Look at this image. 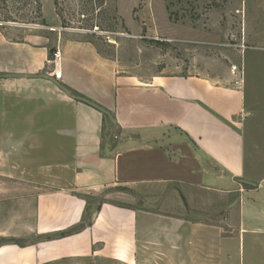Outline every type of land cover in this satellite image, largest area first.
<instances>
[{"label":"crops","instance_id":"crops-1","mask_svg":"<svg viewBox=\"0 0 264 264\" xmlns=\"http://www.w3.org/2000/svg\"><path fill=\"white\" fill-rule=\"evenodd\" d=\"M6 28L0 27V176L34 179L31 231L44 238L1 245L0 264H58L86 256L142 264L149 253H161V264H222L223 250L232 249L236 238H243L244 249L245 236L247 264H264V52L244 61L241 83L198 75L142 81L117 75V63L97 53L81 58L61 40L14 38ZM56 47L60 60L49 53ZM247 67L253 89L246 85ZM58 70L57 82L108 110L113 121L61 91L50 80ZM30 153L36 157L27 159ZM211 174L218 186L203 183ZM118 187L128 189V202L106 201L97 209L85 196ZM204 191L236 194L226 204L227 217L208 221L149 207L160 194ZM87 212L90 224L80 231L46 238L77 226Z\"/></svg>","mask_w":264,"mask_h":264},{"label":"rangeland","instance_id":"rangeland-1","mask_svg":"<svg viewBox=\"0 0 264 264\" xmlns=\"http://www.w3.org/2000/svg\"><path fill=\"white\" fill-rule=\"evenodd\" d=\"M262 4L261 0H8L0 3V27H7L14 38H22V33L41 34L44 42L61 40L68 48H75L81 58L88 59L97 53L117 63V75H134L142 81L155 75H198L232 85L242 82L244 61L250 63L253 56L264 52ZM5 18L9 20L4 21ZM49 53L53 59H61L57 47ZM252 71L247 67L246 85L253 89L254 81L249 84L253 80ZM56 74L58 77H54L60 80L61 70ZM254 120V117L248 119ZM13 153L16 161L18 154L16 150ZM35 155L30 153L26 158L32 159ZM40 156L44 158L43 153ZM202 179L204 184L219 185L212 174L203 175ZM33 181L27 178L18 182L0 176V246H27L44 238L31 231L38 192ZM178 194L167 197L160 194L149 207H155L159 213L217 221L228 216L226 204L237 198L235 193L222 192ZM85 196L98 208L106 201L128 202L131 194L128 189L118 187L105 189L97 196ZM163 200L170 201L171 208H165ZM89 217L90 212L85 214V220ZM18 222L25 226H18ZM23 228L24 235L13 236V232ZM244 240V249L243 238L240 241L236 238L232 249L223 250L222 264H247V236ZM161 257V253H149L140 260L142 264H161ZM58 264L127 263L108 256H86Z\"/></svg>","mask_w":264,"mask_h":264},{"label":"water","instance_id":"water-1","mask_svg":"<svg viewBox=\"0 0 264 264\" xmlns=\"http://www.w3.org/2000/svg\"><path fill=\"white\" fill-rule=\"evenodd\" d=\"M23 74H7L5 75V77H23ZM29 77H42V78H47L45 75H28ZM51 81H53L58 88L63 91L68 97H70L71 99L77 100V101H81L83 103H86L87 105L95 108L96 110H98L99 112L103 113L107 118H109L111 121H113V117L111 115V113L106 110L105 108H103L102 106L98 105L97 103L83 97V96H79V95H75L72 94L70 92V90L62 85L61 83L57 82L56 78H50ZM177 133L182 134L186 141L193 147V149L202 157L205 158L204 153L182 132V131H177ZM236 182L240 183V184H245V185H249V186H253V187H257V185L255 183L243 180V179H235Z\"/></svg>","mask_w":264,"mask_h":264},{"label":"trees","instance_id":"trees-1","mask_svg":"<svg viewBox=\"0 0 264 264\" xmlns=\"http://www.w3.org/2000/svg\"><path fill=\"white\" fill-rule=\"evenodd\" d=\"M6 2H8V0H0V3L1 4H5ZM2 8V7H0ZM9 20V18H5L4 21H7ZM75 94V93H74ZM105 135H109V133H106ZM104 136V135H103ZM99 209V207L97 208ZM88 211V210H87ZM88 213V212H87ZM90 224V220L89 221H86L85 220V216H83V220L80 224H78L77 226L65 231V232H60V233H57L55 235H49V236H46L47 239H50L52 237H64V236H67V235H70V234H73L75 232H78L80 231L81 229H83L86 225H89Z\"/></svg>","mask_w":264,"mask_h":264},{"label":"built area","instance_id":"built-area-1","mask_svg":"<svg viewBox=\"0 0 264 264\" xmlns=\"http://www.w3.org/2000/svg\"><path fill=\"white\" fill-rule=\"evenodd\" d=\"M0 24H1V22H0ZM57 75V77H58V74H56Z\"/></svg>","mask_w":264,"mask_h":264}]
</instances>
